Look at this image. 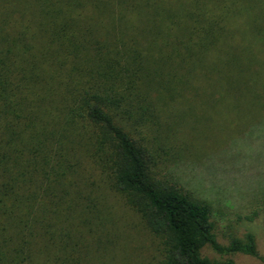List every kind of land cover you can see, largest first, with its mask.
Wrapping results in <instances>:
<instances>
[{"label":"trees","instance_id":"1","mask_svg":"<svg viewBox=\"0 0 264 264\" xmlns=\"http://www.w3.org/2000/svg\"><path fill=\"white\" fill-rule=\"evenodd\" d=\"M229 15L221 0H0V264H88L100 228L82 187L98 179L161 238L164 264H237L207 246L264 263L251 233L221 245L210 204L159 179L132 133Z\"/></svg>","mask_w":264,"mask_h":264},{"label":"rangeland","instance_id":"2","mask_svg":"<svg viewBox=\"0 0 264 264\" xmlns=\"http://www.w3.org/2000/svg\"><path fill=\"white\" fill-rule=\"evenodd\" d=\"M221 1L230 14L223 30L213 25L212 43L205 40L187 75L172 72L170 90L153 93L156 112L132 133L154 153L159 179L210 204L221 245L251 233L264 259V0ZM96 186L82 187L94 194L100 228L88 264H164L161 238L109 184ZM202 255L264 264L210 246Z\"/></svg>","mask_w":264,"mask_h":264}]
</instances>
